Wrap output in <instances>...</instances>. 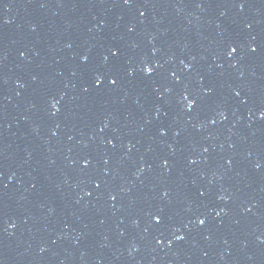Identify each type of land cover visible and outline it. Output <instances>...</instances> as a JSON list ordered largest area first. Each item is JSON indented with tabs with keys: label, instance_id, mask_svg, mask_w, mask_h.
<instances>
[{
	"label": "water",
	"instance_id": "obj_1",
	"mask_svg": "<svg viewBox=\"0 0 264 264\" xmlns=\"http://www.w3.org/2000/svg\"><path fill=\"white\" fill-rule=\"evenodd\" d=\"M0 264H264V0H0Z\"/></svg>",
	"mask_w": 264,
	"mask_h": 264
},
{
	"label": "snow or ice",
	"instance_id": "obj_2",
	"mask_svg": "<svg viewBox=\"0 0 264 264\" xmlns=\"http://www.w3.org/2000/svg\"><path fill=\"white\" fill-rule=\"evenodd\" d=\"M125 3H129V0H125ZM236 51H237V48L232 47V48H231V51H230L229 54L231 55L232 53H235ZM251 51H252V52H255L256 49H255V48H252ZM113 54L115 55V53H113ZM144 71H145V73L150 74V73L153 71V69H152L151 67H147V66H146L145 69H144ZM102 79H103V77L100 76V75H98V76L96 77L95 83H96L97 85H100V84L102 83ZM108 79H109V82H110L112 85H115L116 82H117L115 79H113V78H111V77H109ZM185 99H187V97H185ZM194 106H195V102L192 101V100H188L187 107H188V108H192V107H194ZM53 107L55 108V104L53 105ZM199 223L203 224L204 221H203V220H200Z\"/></svg>",
	"mask_w": 264,
	"mask_h": 264
}]
</instances>
